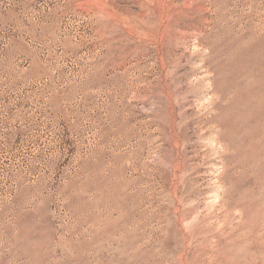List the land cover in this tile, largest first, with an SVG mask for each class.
Returning <instances> with one entry per match:
<instances>
[{
    "label": "rangeland",
    "instance_id": "374dc122",
    "mask_svg": "<svg viewBox=\"0 0 264 264\" xmlns=\"http://www.w3.org/2000/svg\"><path fill=\"white\" fill-rule=\"evenodd\" d=\"M263 19L0 0V264H264Z\"/></svg>",
    "mask_w": 264,
    "mask_h": 264
},
{
    "label": "bare ground",
    "instance_id": "6f19581e",
    "mask_svg": "<svg viewBox=\"0 0 264 264\" xmlns=\"http://www.w3.org/2000/svg\"><path fill=\"white\" fill-rule=\"evenodd\" d=\"M263 20H264V19H263ZM263 20H262V22H264ZM262 25H263V23H262ZM263 28H264V27H263ZM257 50H258V49H257ZM261 50H262V49H261ZM261 50H260V51H261ZM262 52H263V51H262Z\"/></svg>",
    "mask_w": 264,
    "mask_h": 264
}]
</instances>
